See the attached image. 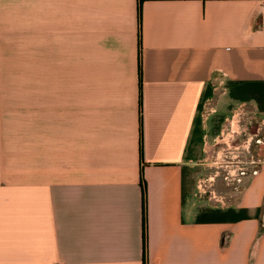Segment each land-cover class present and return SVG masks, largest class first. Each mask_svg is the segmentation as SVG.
<instances>
[{"label": "crops", "instance_id": "1", "mask_svg": "<svg viewBox=\"0 0 264 264\" xmlns=\"http://www.w3.org/2000/svg\"><path fill=\"white\" fill-rule=\"evenodd\" d=\"M36 14V81L0 82V264H264V0Z\"/></svg>", "mask_w": 264, "mask_h": 264}, {"label": "rangeland", "instance_id": "2", "mask_svg": "<svg viewBox=\"0 0 264 264\" xmlns=\"http://www.w3.org/2000/svg\"><path fill=\"white\" fill-rule=\"evenodd\" d=\"M36 12L37 0H0V82L36 81ZM251 122L252 135L258 129L263 131L259 128L260 118H253ZM258 139H264V134L252 142V150ZM262 151L263 155L257 150L256 165L263 160Z\"/></svg>", "mask_w": 264, "mask_h": 264}, {"label": "trees", "instance_id": "3", "mask_svg": "<svg viewBox=\"0 0 264 264\" xmlns=\"http://www.w3.org/2000/svg\"><path fill=\"white\" fill-rule=\"evenodd\" d=\"M138 17H139V12H138ZM139 88L141 89L140 83H139ZM139 106H140V110H141V94L139 95ZM140 122H141V118H140ZM140 153H141V143H140Z\"/></svg>", "mask_w": 264, "mask_h": 264}, {"label": "flooded vegetation", "instance_id": "4", "mask_svg": "<svg viewBox=\"0 0 264 264\" xmlns=\"http://www.w3.org/2000/svg\"><path fill=\"white\" fill-rule=\"evenodd\" d=\"M257 145H264V139H258Z\"/></svg>", "mask_w": 264, "mask_h": 264}, {"label": "built area", "instance_id": "5", "mask_svg": "<svg viewBox=\"0 0 264 264\" xmlns=\"http://www.w3.org/2000/svg\"><path fill=\"white\" fill-rule=\"evenodd\" d=\"M202 185V183H200Z\"/></svg>", "mask_w": 264, "mask_h": 264}]
</instances>
